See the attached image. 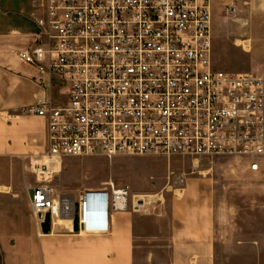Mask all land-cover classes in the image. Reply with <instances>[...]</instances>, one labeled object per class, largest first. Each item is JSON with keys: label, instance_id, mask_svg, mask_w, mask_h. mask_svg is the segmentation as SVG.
<instances>
[{"label": "built area", "instance_id": "built-area-1", "mask_svg": "<svg viewBox=\"0 0 264 264\" xmlns=\"http://www.w3.org/2000/svg\"><path fill=\"white\" fill-rule=\"evenodd\" d=\"M32 8L37 32L15 55L43 91L27 110L47 122L45 150L29 157L39 226L49 215L51 225L77 219L78 234H98L112 213L150 204L112 184L56 194L51 167L69 157L245 158L260 170L264 75L214 67L211 0H32Z\"/></svg>", "mask_w": 264, "mask_h": 264}, {"label": "crops", "instance_id": "crops-1", "mask_svg": "<svg viewBox=\"0 0 264 264\" xmlns=\"http://www.w3.org/2000/svg\"><path fill=\"white\" fill-rule=\"evenodd\" d=\"M250 13L248 24H264ZM39 15L32 0H0L1 264H216L212 202L191 185L169 214L112 213L103 233L78 234L71 222L55 221L44 234L36 223L27 161L45 150L47 122L27 113L43 91L15 51L29 45Z\"/></svg>", "mask_w": 264, "mask_h": 264}, {"label": "rangeland", "instance_id": "rangeland-1", "mask_svg": "<svg viewBox=\"0 0 264 264\" xmlns=\"http://www.w3.org/2000/svg\"><path fill=\"white\" fill-rule=\"evenodd\" d=\"M211 1L214 67L230 73L264 74V24H248L251 11L264 21V0ZM231 7L239 12L229 15ZM28 24L26 30L32 29L31 21ZM239 40L250 41L251 51H245L246 44ZM257 160L260 170L252 172L245 158L69 157L59 165L51 187L56 194L78 198L85 192L109 190L111 184L127 186L131 202L158 197L142 214H169L185 188L175 185L173 177L186 176L185 185L212 202L216 264H264V158ZM28 177L29 185L35 186L30 168Z\"/></svg>", "mask_w": 264, "mask_h": 264}, {"label": "bare ground", "instance_id": "bare-ground-1", "mask_svg": "<svg viewBox=\"0 0 264 264\" xmlns=\"http://www.w3.org/2000/svg\"><path fill=\"white\" fill-rule=\"evenodd\" d=\"M238 42H240L241 44L243 43V44H246L245 46H244V48H245V51H247V52H250L251 51V46H250V41H238ZM241 46V45H240ZM59 167H61V166H58V165H52V167L51 168H53V170L55 171V172H59L60 171V169H59ZM181 194H182V190L181 191H179ZM184 194V193H183ZM158 199V197L157 196H151L150 197V201H156Z\"/></svg>", "mask_w": 264, "mask_h": 264}, {"label": "water", "instance_id": "water-1", "mask_svg": "<svg viewBox=\"0 0 264 264\" xmlns=\"http://www.w3.org/2000/svg\"><path fill=\"white\" fill-rule=\"evenodd\" d=\"M42 230L44 234H49L51 231V222H50V216L47 215L44 223L42 224ZM74 230L77 232L78 225H77V219L74 221Z\"/></svg>", "mask_w": 264, "mask_h": 264}]
</instances>
